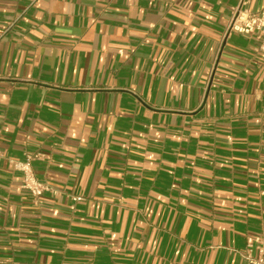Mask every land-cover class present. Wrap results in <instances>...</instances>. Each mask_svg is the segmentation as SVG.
I'll list each match as a JSON object with an SVG mask.
<instances>
[{
  "label": "crops",
  "instance_id": "1",
  "mask_svg": "<svg viewBox=\"0 0 264 264\" xmlns=\"http://www.w3.org/2000/svg\"><path fill=\"white\" fill-rule=\"evenodd\" d=\"M239 6L264 0H0V264H248L264 55Z\"/></svg>",
  "mask_w": 264,
  "mask_h": 264
},
{
  "label": "built area",
  "instance_id": "2",
  "mask_svg": "<svg viewBox=\"0 0 264 264\" xmlns=\"http://www.w3.org/2000/svg\"><path fill=\"white\" fill-rule=\"evenodd\" d=\"M231 32L259 36L260 43L257 51L264 55V10L250 12L239 6L230 27ZM25 162L16 165V168L23 173L22 188L29 191L35 198L51 190L47 183L40 182L32 168V157L28 156ZM245 258L248 264H264V244L249 245Z\"/></svg>",
  "mask_w": 264,
  "mask_h": 264
}]
</instances>
